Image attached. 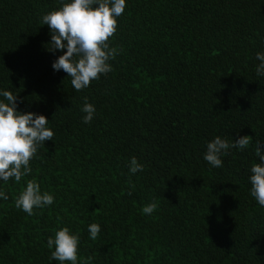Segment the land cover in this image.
Returning a JSON list of instances; mask_svg holds the SVG:
<instances>
[{
  "label": "trees",
  "instance_id": "16d2710c",
  "mask_svg": "<svg viewBox=\"0 0 264 264\" xmlns=\"http://www.w3.org/2000/svg\"><path fill=\"white\" fill-rule=\"evenodd\" d=\"M57 7L0 0V88L54 132L31 173L4 186L0 264H58L46 241L62 226L79 233L83 264H264V208L247 179L253 145L264 141V77L255 75L264 0H126L109 38L112 71L80 91L53 71L62 52L48 50L39 24ZM84 97L96 109L88 124ZM217 135L251 142L213 168L203 152ZM133 156L144 170L130 176ZM33 178L54 201L28 216L14 200Z\"/></svg>",
  "mask_w": 264,
  "mask_h": 264
},
{
  "label": "clouds",
  "instance_id": "9594fccd",
  "mask_svg": "<svg viewBox=\"0 0 264 264\" xmlns=\"http://www.w3.org/2000/svg\"><path fill=\"white\" fill-rule=\"evenodd\" d=\"M59 7L47 11L39 18L40 25H47L50 34L49 51H61L62 54L52 61L53 71H63L70 78V84L76 91L87 88L91 81L112 71L109 63L118 51L110 46L109 38L117 29V17L125 9L126 0H58ZM262 49L255 53L258 63L255 75L264 77V39ZM80 111L82 123L92 121L95 105L83 98ZM54 132L50 121L43 114L32 111L21 112L17 109V95L0 88V200H8L5 187L9 180L19 183L22 177L32 171L30 160L37 154L38 148L47 140H53ZM248 135L237 136L231 141L214 136L205 142L203 159L210 167L222 166V156L235 148L245 149L250 144ZM254 155L248 172L249 194L264 208V141L256 140ZM128 174L143 172L144 165L135 156L127 163ZM54 195L41 189L33 178L25 182L22 191L15 197L14 205L28 216L34 209L43 210L53 204ZM157 207L150 202L141 208L142 213L152 214ZM89 239L95 240L100 232L98 223L87 226ZM79 233L68 226L59 227L47 238L50 251L49 261L58 264H83L78 258Z\"/></svg>",
  "mask_w": 264,
  "mask_h": 264
}]
</instances>
